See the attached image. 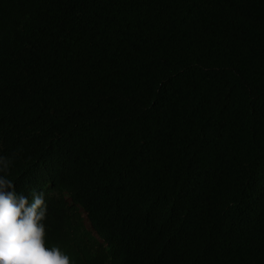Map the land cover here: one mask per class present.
<instances>
[{"label": "trees", "instance_id": "1", "mask_svg": "<svg viewBox=\"0 0 264 264\" xmlns=\"http://www.w3.org/2000/svg\"><path fill=\"white\" fill-rule=\"evenodd\" d=\"M0 156L111 245L76 264H264V0H15ZM68 197L70 199H68ZM61 248V247H60Z\"/></svg>", "mask_w": 264, "mask_h": 264}, {"label": "clouds", "instance_id": "2", "mask_svg": "<svg viewBox=\"0 0 264 264\" xmlns=\"http://www.w3.org/2000/svg\"><path fill=\"white\" fill-rule=\"evenodd\" d=\"M27 22L15 0H0V31L18 30ZM9 167L10 160L0 156V264H76L62 246H45L50 228L66 233L73 249L99 259L111 240L96 228L88 212L79 208V214L74 215L67 206L64 213L55 211V225H49L51 202L58 192H18L8 178Z\"/></svg>", "mask_w": 264, "mask_h": 264}]
</instances>
